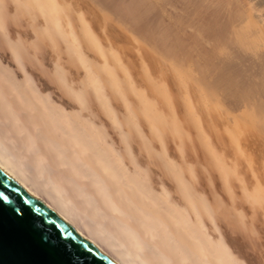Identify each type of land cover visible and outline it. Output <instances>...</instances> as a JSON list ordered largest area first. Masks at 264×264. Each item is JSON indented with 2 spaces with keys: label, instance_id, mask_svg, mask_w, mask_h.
Returning a JSON list of instances; mask_svg holds the SVG:
<instances>
[{
  "label": "bare ground",
  "instance_id": "1",
  "mask_svg": "<svg viewBox=\"0 0 264 264\" xmlns=\"http://www.w3.org/2000/svg\"><path fill=\"white\" fill-rule=\"evenodd\" d=\"M0 168L114 264H264V0H0Z\"/></svg>",
  "mask_w": 264,
  "mask_h": 264
},
{
  "label": "water",
  "instance_id": "2",
  "mask_svg": "<svg viewBox=\"0 0 264 264\" xmlns=\"http://www.w3.org/2000/svg\"><path fill=\"white\" fill-rule=\"evenodd\" d=\"M0 264H114L0 168Z\"/></svg>",
  "mask_w": 264,
  "mask_h": 264
}]
</instances>
